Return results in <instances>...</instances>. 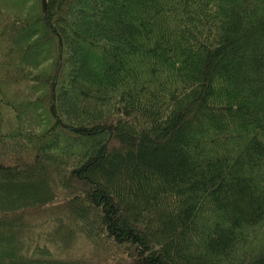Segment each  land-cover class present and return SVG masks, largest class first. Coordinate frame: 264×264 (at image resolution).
Listing matches in <instances>:
<instances>
[{
	"label": "trees",
	"instance_id": "16d2710c",
	"mask_svg": "<svg viewBox=\"0 0 264 264\" xmlns=\"http://www.w3.org/2000/svg\"><path fill=\"white\" fill-rule=\"evenodd\" d=\"M0 0V264H264V0Z\"/></svg>",
	"mask_w": 264,
	"mask_h": 264
},
{
	"label": "water",
	"instance_id": "95a60500",
	"mask_svg": "<svg viewBox=\"0 0 264 264\" xmlns=\"http://www.w3.org/2000/svg\"><path fill=\"white\" fill-rule=\"evenodd\" d=\"M41 3H42V7H43V11H45V0H41Z\"/></svg>",
	"mask_w": 264,
	"mask_h": 264
}]
</instances>
